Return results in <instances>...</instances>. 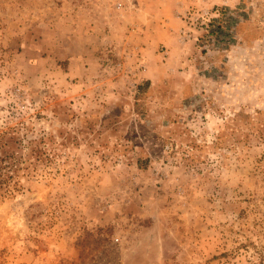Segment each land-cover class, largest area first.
Here are the masks:
<instances>
[{
  "label": "rangeland",
  "instance_id": "1",
  "mask_svg": "<svg viewBox=\"0 0 264 264\" xmlns=\"http://www.w3.org/2000/svg\"><path fill=\"white\" fill-rule=\"evenodd\" d=\"M187 1L222 16L146 80L131 0H0V264H264V0Z\"/></svg>",
  "mask_w": 264,
  "mask_h": 264
},
{
  "label": "crops",
  "instance_id": "2",
  "mask_svg": "<svg viewBox=\"0 0 264 264\" xmlns=\"http://www.w3.org/2000/svg\"><path fill=\"white\" fill-rule=\"evenodd\" d=\"M131 1L132 4L135 3L134 9L125 6L119 10L126 22L120 28L122 47L121 53L118 52V54L124 60L120 65L123 64V68H128L124 77L136 76L138 79L152 80L156 74L172 65L175 54L181 47L177 33L182 27L181 18L188 6V1ZM121 7L120 4L119 8ZM137 50L144 56L143 68L140 67L141 64H136ZM152 62L156 67L154 70H150ZM157 62L160 63L157 65Z\"/></svg>",
  "mask_w": 264,
  "mask_h": 264
},
{
  "label": "trees",
  "instance_id": "3",
  "mask_svg": "<svg viewBox=\"0 0 264 264\" xmlns=\"http://www.w3.org/2000/svg\"><path fill=\"white\" fill-rule=\"evenodd\" d=\"M148 84V81H144V86H147ZM137 87L139 89L140 85H138ZM262 127L256 130L255 133L258 135H262V133L264 132ZM255 133L251 132L252 135L258 136ZM35 140L36 139L32 140V144L34 146L32 151L36 157H40L42 155V152L40 151L41 149L38 147V145L34 143ZM20 164V158L12 152L9 153L5 150L3 156H0V191L2 192L3 196L13 197L16 193L21 192L22 186L20 184V175L18 174L20 170Z\"/></svg>",
  "mask_w": 264,
  "mask_h": 264
},
{
  "label": "built area",
  "instance_id": "4",
  "mask_svg": "<svg viewBox=\"0 0 264 264\" xmlns=\"http://www.w3.org/2000/svg\"><path fill=\"white\" fill-rule=\"evenodd\" d=\"M120 6V5H118ZM222 14L218 9L194 8L191 4L188 5L181 18L182 27L179 29L177 35L180 42H184L188 38L190 30L199 28L203 24H210L211 20L221 17ZM141 60V59H140Z\"/></svg>",
  "mask_w": 264,
  "mask_h": 264
}]
</instances>
